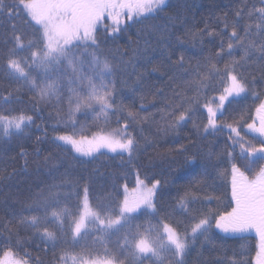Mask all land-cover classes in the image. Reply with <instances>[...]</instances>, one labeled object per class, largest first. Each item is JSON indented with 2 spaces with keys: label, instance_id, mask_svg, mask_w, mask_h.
<instances>
[{
  "label": "trees",
  "instance_id": "trees-1",
  "mask_svg": "<svg viewBox=\"0 0 264 264\" xmlns=\"http://www.w3.org/2000/svg\"><path fill=\"white\" fill-rule=\"evenodd\" d=\"M13 2L3 0L6 10L0 12V113L16 115L18 111L23 112L31 115L33 122L8 135L0 131V258H3L4 250L12 248L17 259H26L29 264H61L58 258L62 252L72 250L70 238L64 233L53 243L21 223L26 217H43L42 207L39 212L34 209L53 185L57 186L56 191L70 196L67 201L61 200V206L67 204L74 209L87 189L89 201L94 206L115 208L124 197L125 186L135 188L138 179L149 185L160 180L156 197L158 214L138 216L130 222L133 230L135 223L146 228L149 221L160 222V225L167 221L183 231L192 223L196 210L211 209L213 214L231 210L230 164L224 156L231 150L228 130L205 134L202 127L197 130L189 122L175 132H165L171 122L167 106L173 92L182 90L180 73L183 69H178L175 61L184 56L186 68L205 64L208 60L217 62L215 53L221 42L225 52L227 44L234 42L231 38L233 27L244 37L245 30L252 26L251 38L258 40L259 30L255 26L260 21L255 10L264 7V0H167L163 11L152 18L128 22L127 27L115 36L106 37L101 27L99 48L95 51L101 60L107 59L113 65V75L108 79L115 85L116 103L138 112L140 119L131 122L128 128L137 140V148L131 157L127 153L104 149V154H96L95 158L76 156L69 146L55 137L64 134L91 137L101 130L111 132L123 126L125 119L117 113L105 122L104 117L96 119L89 112L87 116L79 115L73 126L66 115L69 107L67 85L59 104L55 101L34 102L33 93L24 82L9 76L5 55L13 46L12 26L29 38L33 36V29L24 22L22 12L16 10L7 14V7ZM137 51L143 55L137 56ZM26 54L19 53L21 56ZM243 55V49L236 47L232 57L225 56L218 66L223 68L224 62L232 58L241 60ZM241 63L244 64L242 60ZM154 67L158 71H153ZM242 71L250 83L255 77L254 91L264 92V73L256 65L249 62ZM214 89L200 97L201 105L206 99L218 96V81ZM4 97H8L7 103ZM256 104L250 95L237 97L227 105V112L220 117V122L231 123L241 116L242 123L251 122L249 116L255 117ZM141 105L145 110H141ZM194 119L198 124H205L207 110L201 109ZM239 151L237 147L235 152ZM239 163L242 167L246 164L245 161ZM259 166L256 165L253 171ZM186 191L198 197L190 205L193 211L188 214L178 208V200ZM50 230L54 228L50 227ZM118 238V235L112 236L106 241L107 245L114 247ZM83 243L92 244L93 241L88 239ZM257 251L255 230L223 233L215 228L213 220L205 235L190 241L183 262L256 264ZM151 263L149 259L143 261V264Z\"/></svg>",
  "mask_w": 264,
  "mask_h": 264
},
{
  "label": "snow or ice",
  "instance_id": "snow-or-ice-1",
  "mask_svg": "<svg viewBox=\"0 0 264 264\" xmlns=\"http://www.w3.org/2000/svg\"><path fill=\"white\" fill-rule=\"evenodd\" d=\"M166 3L167 0H14L7 7V14L16 10L22 12L24 22L33 29V36L29 38L24 32L17 31L15 25L12 26L13 46L7 51L5 60L9 76L24 82L33 93L34 102L55 101L59 104L67 85L69 107L66 115L73 126L79 115L87 116L89 112L96 119L104 117L105 122L110 115L117 113L125 119L123 126L111 132L101 130L91 137L68 134L55 137L69 146L76 156L95 158L96 154L103 155L104 149L113 153H127L129 157L135 152L137 140L128 132V128L131 122L140 119L139 113L122 103L117 105L115 85L108 79L113 75V65L107 59L101 60L95 50L99 48L101 27L106 37L115 36L127 27L128 22L154 17L163 11ZM5 10L6 6L0 0V12ZM255 12L260 21L255 26L259 30L258 40L251 38L252 26L245 30L244 37L233 27L231 38L234 42L227 44V52L221 42L215 53L217 62L208 60L205 64L197 63L194 67L186 68L184 56L175 61L177 68L183 69L180 73L182 90L174 91L169 100L167 115L171 117V122L164 129L165 132H175L191 122L197 130L202 127L205 134L228 130L231 150L226 151L224 156L230 164L231 210L215 214L211 209L196 210L192 223L183 231L178 225L167 221L162 222V231L150 221L148 227L137 225L133 230L130 222L139 215L158 214L156 197L160 180H155L149 186L138 179V188L133 189L131 195H124L115 208L94 206L88 199L87 189L84 190L83 200L74 209L67 204L61 206V200L67 201L70 196L56 191L57 186L53 185L34 209L39 212L42 207L43 217H26L21 223L35 229L42 239L53 243L61 233L70 238L72 250L62 252L58 258L61 264H143L145 259L152 260L153 264H165L166 260L172 264L173 258L175 264H184L183 257L190 241L205 235L212 227L213 220L215 228L223 233L255 230L258 236L256 264H264V164H260L264 161V92L254 91L252 84L255 77L250 83L242 71L244 65L251 62L264 73V7ZM236 47L243 49L241 60L244 64L232 58L224 62L223 68L219 67V62L225 56L232 57ZM89 49L93 51L89 52ZM20 52L27 54L21 56ZM136 55L142 56L143 53L137 51ZM153 71H158V68L154 67ZM217 81L220 84L218 96L206 99L201 105L200 97L206 96L208 90H215ZM249 95L254 104L259 102L255 107V117L249 116L251 122L242 123V116L231 123L220 122V117L227 112V105L237 97L247 98ZM4 99L7 103L8 97ZM201 109L207 110V122L202 125L194 119ZM141 110H145L143 105ZM31 122L33 117L23 112L18 111L16 115L0 113V131L4 135L13 130L19 131ZM117 124H120L119 118ZM237 147L239 153L235 152ZM240 161L246 164L242 167ZM258 164V169L253 171ZM197 199L191 191H186L178 200V208L188 214L193 211L190 205ZM207 199L211 200L212 197ZM50 227L54 230H50ZM116 235L119 238L110 248L106 241ZM88 239H92L93 243L82 244ZM165 253L171 255L166 256ZM14 257L13 249L8 248L4 250L0 264H28V260Z\"/></svg>",
  "mask_w": 264,
  "mask_h": 264
},
{
  "label": "rangeland",
  "instance_id": "rangeland-1",
  "mask_svg": "<svg viewBox=\"0 0 264 264\" xmlns=\"http://www.w3.org/2000/svg\"><path fill=\"white\" fill-rule=\"evenodd\" d=\"M86 71H87V69H85ZM73 86H75V85H73ZM68 94H69V92H68ZM69 97V96H68ZM92 115L93 116H95L93 113H92ZM140 180H142V179H140ZM144 181V180H143ZM145 182V181H144ZM146 183V182H145ZM147 184V183H146ZM150 186V185H149ZM136 188H138V184H137V186L135 187V188H130V189H128L127 188V193L125 192V194L124 195H131L132 194V190L133 189H136ZM88 195V194H87ZM89 199V198H88ZM147 214V213H146ZM145 215V214H144ZM149 215V214H148ZM142 216V215H141ZM139 217H140V215H139ZM136 225L135 226H137L138 224L137 223H135ZM151 224L154 226V227H159L160 229H161V231H162V225H160L159 223H156V222H151ZM147 227H148V224H147ZM165 255L166 256H170L171 255V253H165ZM15 259H17L16 257H15ZM173 262H175V258H173V260H172V264H174ZM29 264V263H28ZM151 264H153V261H152V263ZM157 264H158V262H157ZM165 264H168V261L166 260L165 261Z\"/></svg>",
  "mask_w": 264,
  "mask_h": 264
}]
</instances>
